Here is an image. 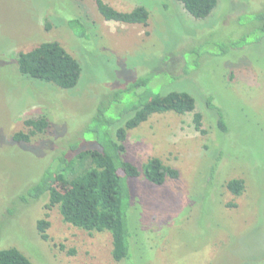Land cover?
Wrapping results in <instances>:
<instances>
[{"label": "rangeland", "instance_id": "obj_1", "mask_svg": "<svg viewBox=\"0 0 264 264\" xmlns=\"http://www.w3.org/2000/svg\"><path fill=\"white\" fill-rule=\"evenodd\" d=\"M104 1L144 6L147 24L105 20L94 0H0V248L16 247L32 264H264V0H218L205 18L177 0ZM75 17L74 30L67 19ZM48 40L79 61L75 87L20 75L18 52ZM142 76L144 86L115 93ZM146 87L187 91L195 108L155 113L128 130L125 159L141 169L156 156L179 175L161 185L142 174L127 180L133 256L114 261L109 231L64 222L58 205L46 207L47 193L22 196L57 156L96 147L83 139L106 138L107 118ZM41 115L50 121L44 133L12 140L27 130L24 119ZM232 178L244 180L238 195L226 187ZM39 218L49 221L46 240Z\"/></svg>", "mask_w": 264, "mask_h": 264}, {"label": "trees", "instance_id": "obj_2", "mask_svg": "<svg viewBox=\"0 0 264 264\" xmlns=\"http://www.w3.org/2000/svg\"><path fill=\"white\" fill-rule=\"evenodd\" d=\"M94 1L105 20L147 24L148 11L142 5L123 11L112 7L104 0ZM177 1L194 18L207 17L218 3V0ZM67 24L74 30L77 26H82L79 17L68 18ZM85 28L84 26L77 31L76 35L82 37L87 34ZM16 65L20 75L51 82L63 89L75 87L82 72L79 61L58 40L43 41L30 50L18 52ZM148 80V77H138L129 82L124 89L113 92L135 90L144 86ZM131 96L130 100L125 102L123 111L118 112L122 113L120 117L116 115L107 118L103 129L106 138L100 140L93 136L92 140L83 139L84 142L94 140L96 147L85 146L67 158L57 156L54 165L45 169L38 180L27 189L26 196H22L24 200H27V196L36 199L47 193L49 201L46 207L58 205L64 222L88 232L109 231L112 237L111 256L114 261L128 260L133 256L130 244L131 224L128 216L131 192L127 180L142 174L152 184L161 185L166 178L175 179L179 175L178 169L165 164L156 156L150 157L141 169L125 159L128 130L147 121L155 113L173 111L182 115L195 108L194 97L184 90L154 94L146 87L143 92L134 91ZM211 107L217 109L219 130L225 132L227 129L221 110L215 105ZM124 114L128 115L124 117L122 123L112 126ZM100 117L96 116L95 119L99 120ZM23 123L27 130L12 134V140L18 143L29 142L31 137L44 133L50 126L49 119L44 115L26 118ZM193 123L196 130L204 132L201 128L200 112L193 113ZM56 182L58 185H54ZM244 186L242 178H232L226 182L227 189L236 195L241 193ZM48 226L47 218H39L36 221V229L44 240L48 239L46 232ZM0 264H32V262L16 247H6L0 248Z\"/></svg>", "mask_w": 264, "mask_h": 264}]
</instances>
